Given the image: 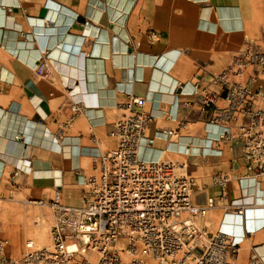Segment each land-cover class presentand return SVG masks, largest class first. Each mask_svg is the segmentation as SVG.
Wrapping results in <instances>:
<instances>
[{"label":"crops","instance_id":"1","mask_svg":"<svg viewBox=\"0 0 264 264\" xmlns=\"http://www.w3.org/2000/svg\"><path fill=\"white\" fill-rule=\"evenodd\" d=\"M248 47L264 52V0H0V202L51 200L58 188L66 205L79 206L78 174L91 172L92 138L100 149L114 146L117 105L134 95L156 116L149 136L180 128L177 139L158 133L143 155L186 161L204 204L217 191L212 176L233 167V153H198L209 137L208 112L187 89L175 92L182 83L208 82ZM49 53V75L40 78L37 63ZM77 103L80 112L60 134ZM188 144L192 156L183 153ZM242 171L241 161L228 200L250 206L260 202L263 184L240 179ZM209 212L210 230L240 244L236 264H264V205L244 216Z\"/></svg>","mask_w":264,"mask_h":264},{"label":"built area","instance_id":"2","mask_svg":"<svg viewBox=\"0 0 264 264\" xmlns=\"http://www.w3.org/2000/svg\"><path fill=\"white\" fill-rule=\"evenodd\" d=\"M46 58L50 60L46 55L36 66L40 78L49 75ZM178 88L175 95L187 89L186 95L208 112L204 131L209 137L206 145L197 147L198 153L222 156L225 149L233 153V167L211 178L217 189L214 196L204 204L197 202L202 188L187 173L188 163L144 157L158 133L177 139L180 128L160 129L149 136L156 119L150 102L128 95L117 105L120 116L109 133L114 146L104 151L97 137L92 138L91 173L78 174L81 204H64L58 188L48 203L31 201L52 210L51 242L40 246L28 239L22 255L14 258L8 253L9 239L0 237V264H236L241 250L236 238L202 222L212 209L244 216L248 209L264 205V52L248 47L208 82H187ZM80 110V104L73 105V115L60 134ZM191 148L186 145L184 155L192 156ZM241 161L239 178L263 184L260 202L250 206L228 200L232 170ZM253 260L258 259L253 255Z\"/></svg>","mask_w":264,"mask_h":264},{"label":"rangeland","instance_id":"3","mask_svg":"<svg viewBox=\"0 0 264 264\" xmlns=\"http://www.w3.org/2000/svg\"><path fill=\"white\" fill-rule=\"evenodd\" d=\"M112 147H103L102 150H108ZM90 167H92L90 163ZM89 172L88 174H90ZM86 174V175H88ZM48 203L49 200H43ZM62 202L63 197H62ZM65 204V203H64ZM212 217L208 213L205 225L210 227L208 220ZM40 218L43 220V229L45 230V237L50 238V228L52 225L53 214L48 205L34 204L29 201L25 202H0V237L8 238L10 246L8 253L11 257L18 258L24 251V245L28 239L36 241L37 245L40 244L37 236L41 225ZM216 231V230H213ZM43 237V238H45Z\"/></svg>","mask_w":264,"mask_h":264},{"label":"bare ground","instance_id":"4","mask_svg":"<svg viewBox=\"0 0 264 264\" xmlns=\"http://www.w3.org/2000/svg\"><path fill=\"white\" fill-rule=\"evenodd\" d=\"M42 40V39H41ZM44 40V39H43ZM42 42H44V41H42ZM49 56H50V53L48 54ZM46 57V56H45ZM47 59V58H46ZM51 60V59H50ZM50 60L49 59H47V61L50 63ZM72 85H73V83H71ZM74 85H76L75 83H74ZM96 86V85H95ZM74 87V86H73ZM78 87V86H77ZM76 88V87H75ZM79 88V87H78ZM81 95H84V93H82ZM90 98V97H89ZM86 99V98H85ZM82 100H83V98H82ZM91 102V101H90ZM82 105H83V103H82ZM44 129V128H43ZM48 136V135H47ZM55 136V135H54ZM52 137H53V135H52ZM51 137V138H52ZM56 137H57V135H56ZM56 139V138H55ZM197 148V147H196ZM198 150V149H197ZM145 157V156H144ZM146 158V157H145ZM146 159H149V158H146ZM170 161H172V160H170ZM183 164H187V162L186 161H183L182 162ZM41 173L42 172H40V171H38L36 174H40L41 175ZM52 173L55 175V172L54 171H52ZM46 174V173H45ZM48 175V174H47ZM48 176H50V175H48ZM82 180V179H81ZM40 221H41V225L40 224H38V226L39 227H41L40 228V230H38L37 232L39 233V236H37V239L39 240V242H41L40 244H42V245H48V244H50V242H51V238H48V237H45V230L43 229V220H42V218H40ZM50 235V234H49ZM43 237H45V238H43ZM35 241V240H34ZM36 242V241H35Z\"/></svg>","mask_w":264,"mask_h":264}]
</instances>
